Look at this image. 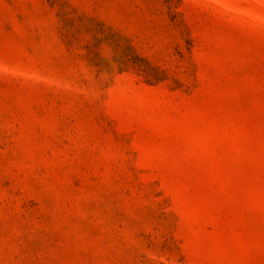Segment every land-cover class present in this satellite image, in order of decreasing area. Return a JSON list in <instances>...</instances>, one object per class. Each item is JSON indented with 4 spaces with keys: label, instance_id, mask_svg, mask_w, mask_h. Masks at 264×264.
<instances>
[{
    "label": "rangeland",
    "instance_id": "374dc122",
    "mask_svg": "<svg viewBox=\"0 0 264 264\" xmlns=\"http://www.w3.org/2000/svg\"><path fill=\"white\" fill-rule=\"evenodd\" d=\"M0 264H264V0H0Z\"/></svg>",
    "mask_w": 264,
    "mask_h": 264
}]
</instances>
